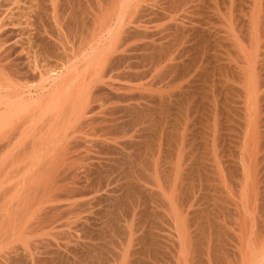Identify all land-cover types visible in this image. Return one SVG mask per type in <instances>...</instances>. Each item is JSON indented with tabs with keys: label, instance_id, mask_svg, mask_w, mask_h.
<instances>
[{
	"label": "rangeland",
	"instance_id": "obj_1",
	"mask_svg": "<svg viewBox=\"0 0 264 264\" xmlns=\"http://www.w3.org/2000/svg\"><path fill=\"white\" fill-rule=\"evenodd\" d=\"M116 1L59 0L60 10L69 17L62 35L71 39L67 45L78 56L77 60L72 56L74 62L85 65L83 48L98 52L115 41L102 29L93 40L98 26L92 20L100 14L104 24ZM256 2L261 6V0H124L123 15L131 21L129 27L148 30L146 38L129 44L148 40L149 45H164L163 52L150 57L151 61L145 56L149 48L143 50L140 43L139 54L134 52V60L129 61L136 67L131 73L127 62L121 65L114 57L109 62L114 72L106 78L110 86L100 84L103 89L93 92L96 104L105 108L121 106L128 99L145 103L148 117L133 123L130 115L120 111L119 125L111 130L99 124L86 127L88 149L72 155L74 164L87 169L79 170L85 192L71 197L62 193L60 203L46 205L42 211L37 208L41 199L36 194L54 176L51 169L59 168L57 156L44 167L42 158L51 159L47 152L35 160L27 156L23 162L20 151L2 153L0 264H264V259L260 262L264 251V69L257 78L262 83V101L255 104L257 82L249 75L251 65L244 55ZM262 4L264 8V0ZM74 49L79 50L77 55ZM57 63L52 60L54 66ZM124 86L133 88L126 93ZM45 119L43 115V126ZM95 158L103 162L102 174L89 169ZM82 200L87 204L84 215L78 207H68Z\"/></svg>",
	"mask_w": 264,
	"mask_h": 264
},
{
	"label": "bare ground",
	"instance_id": "obj_2",
	"mask_svg": "<svg viewBox=\"0 0 264 264\" xmlns=\"http://www.w3.org/2000/svg\"><path fill=\"white\" fill-rule=\"evenodd\" d=\"M68 1H70V0H68ZM115 3L117 4V6L115 5L116 7L114 6L115 10L112 11V14L108 18V20H106V21L103 20L104 24L102 23V18L99 16L100 14L98 15L95 13L96 14V15L94 14L96 16V17H94L95 19H93V17H91L93 19L92 21L94 22L95 27L98 26V28H96V31L94 30L95 33H93L94 34L93 40H95L96 36H97V38L99 37V31H100V29H102L104 32H106V34H108V36L110 35L112 37V39H114L113 37H115L116 38L115 41H113V43L111 42L110 45L107 44L108 46L105 45L106 46V47L104 46L105 48L101 47L103 49H101L98 46L101 50V51L98 50V52L91 50L90 53H88L87 52L88 48H86V47H85L86 49L83 48V50H85V51H82V50H81L82 52L80 51L81 53H83L82 57L84 59L86 57L89 60V62L86 63L85 62L86 59L83 60V58H82L81 60L84 61L83 63H85V65H80L81 61L79 62V60H78V62L80 64L78 62H74L77 60L76 57L78 58V56L74 57L71 54L72 49L68 48L67 43H69L68 40H71V39L69 38L67 40L65 33H64L65 38H63V35H62L63 34L62 31H64L65 26L69 25L68 24L69 23V17L67 15H64V13H65L64 11L60 10L59 0H0V156L2 153L6 154V152H10V151H11V153L20 151V153H19L20 159L22 160V161L20 160V162H23V160L27 159V156L32 158V160H35V157L38 154H42V153L47 152L48 155L50 154L49 156L51 159H47L48 162H46L47 160L46 159L44 160L42 158V160L45 162L41 161V162H43V164L42 163H40V164H42L44 167L46 165H48V163H50V161H52V159L55 158V156H57L56 159H57V161L59 160V165H60L59 168L51 169V170H55L54 176H52V178H49L50 180L48 182H43V180H42V182H43L42 188L36 194L37 198L41 199V201L39 202L40 206L36 205L39 200L33 206H37V208H40L41 211H42V209L46 210L47 207H49L46 205L60 203V196L63 197V195H61L62 193H64L66 196L71 197L72 194L75 195V193H77L79 191H80L79 193L85 192L84 191L85 186H83V184H82L83 183V176H82V174L80 175V173L83 170H85L84 169L85 167L81 166L83 168V169H81V167L80 168L78 167L77 162H76L77 165H76V163L74 164L75 161H74V157L72 155L75 153H78V154L82 153V152H80V150L83 148L84 149L87 148L86 142H85V140H86L85 137L87 135L84 136L86 134L84 131V130H86L85 129L86 127H89V126L91 127L92 125L99 124L100 126H102L101 129H103V130L110 129L111 130L112 128L117 127V125H119V122H120L119 119L120 118H119L118 114L120 111L127 113L128 116L130 115L129 117L132 118L133 123L141 122V120L143 118L146 119L145 116L147 115V112H148L147 109L148 108H146L147 106L145 103H144V105L146 107L140 103L139 104L132 103V101H130V103H129V101H128L129 99H128L127 101H125V104H122L124 106H122V105L120 106V103H119V106H115L116 104L115 105L112 104L110 106V104H109L110 107L105 108L104 105L100 106V105L96 104L97 103L96 100L98 98L97 99L95 98L96 93L94 94L93 91L95 89H97V91H98L99 87H101L102 84L108 85L107 83H109V82H106V78H108V76L110 75L111 72H114L113 68H115V66L112 67V65H110L109 62L114 57H115V59H118L120 63L122 61H124L125 63L127 62L129 64V66L126 67V69L128 70V72L129 71L132 72L131 69H133L135 67V65H131L132 63H130L134 60V59L133 60L131 59V56L134 54V52L140 51L141 41H140V43L137 42V43H139V45H137L136 41H135V43H136L135 45H130L131 43L129 44V42L131 40H134V39L136 40L139 38L141 40V39L146 38V36H148L147 35L148 30H147V33H146V29L140 30L142 28H139L138 24H137L138 25L137 27L139 30L136 29L137 27L134 28L135 30L131 29V28H133V26L132 27L130 26L131 28L129 27V25L131 24V21H129V18H128V20H126V17L123 15L124 0H117ZM134 3H135V1H134ZM262 3H263V0H261V3H260L261 6L258 3L254 6L253 13H252L253 17L251 16L252 18H250L252 21L251 22L252 24L250 23L252 25L251 31H249L250 29L248 30L250 32V35H248V36H250V42L248 45L249 48L247 51L244 50L245 51L244 55L246 56L247 60H249V63H250L249 65H251V66H249V70L251 68V70H250L251 74H249V75H251L253 78H255V81L257 82L256 88L254 87L255 90L257 89L256 90L257 93H256L255 98H254V103L255 102L257 103L258 101H260V99L263 95L262 94L263 92L261 93L262 87H260V84L262 85V83L258 82V79H257L258 75H260V72H262V70L264 69V15H263V11H262V9L264 10V8L262 6L263 5ZM145 4H147V3H145ZM99 5H101V4H99ZM113 5H114V3H113ZM91 7H92V5H91ZM95 7H96V5H95ZM139 8H141V7H138V9ZM68 9H70V8L68 7ZM127 9H128V7H127ZM142 9H144V8L142 7ZM142 9H141V11H142ZM144 11H146V8L144 9ZM65 14H67V13H65ZM136 14H138V12ZM70 19L72 20L73 18H70ZM83 20H85V19H83ZM139 24H141V23H139ZM114 25L117 26V28L116 27L114 28ZM144 25L145 24H143V26ZM180 30H182V29H180ZM100 32H102V31H100ZM240 33H241V31H240ZM68 34L69 33H67V35ZM77 36H78V34H77ZM110 36H109V40H111ZM148 39H150V38H148ZM81 40H83V39H81ZM145 42L149 43L148 40L144 41V43ZM88 43H89V41H88ZM109 43H110V41H109ZM148 43H146V44L141 43L142 47L143 48L145 47L143 50H147L149 48V50L153 51V53H152V55L146 54L147 51L149 52V50H147L145 52V56L149 57V59H150V57L155 58L156 56H160V54H162L164 45H162V44L157 45L156 43H151L149 45ZM161 43H162V41H161ZM71 45H72V43H71ZM78 46H79V44H78ZM85 46H87V44ZM88 47H90V46H88ZM90 49H93V48L91 47ZM76 50L74 52H76ZM166 51H168V50H166ZM244 51H243V53H244ZM77 52H76V55H77ZM137 54H139V52ZM143 54H144V52H143ZM72 56L76 60L73 61ZM137 56H139V55H137ZM52 60H56V62L58 61V63L54 66L52 64ZM130 60H132V61H130ZM150 60L152 61V59H150ZM247 60H246V62H247ZM139 62H141V61L139 60ZM114 63H115V61H114ZM120 63H119V65H120ZM122 63H121V65H122ZM125 63H123V65H125ZM239 63H241V62H239ZM118 70H120V68H118ZM142 71H144V70H142ZM131 72H129V73H131ZM136 73H137V71H136ZM246 75H248V74H246ZM111 79H113V78H111ZM144 79H147V77ZM108 81H110V77H109ZM244 83H246V82H244ZM108 86H110V85H108ZM135 87H136V85H135ZM112 88H114V87H112ZM131 88H133V87L124 86V87H122V91L123 92L124 91L125 92L130 91ZM254 94H255V92H254ZM261 101H262V99H261ZM162 106H164V105H162ZM257 109H259V108H257ZM258 113H259V111H258ZM258 113H257V115H258ZM43 115H44V119H45L46 115H48V116H46L47 117L46 119H49V121L48 120L46 121V119H45V121L42 120L44 122V126L42 123H40ZM57 115H58V118H56ZM257 115H256V117H257ZM116 116H118V117H116ZM60 117H61V119L59 120ZM147 117H148V115H147ZM258 118H259V116L256 119H258ZM45 122H49V123H46V124H49L46 126L47 128L45 127ZM256 122H258V120ZM39 123L41 124V126ZM129 123H131V122H129ZM128 132H129V130H128ZM143 133H145V132L143 131ZM96 136H98V135H96ZM88 137H87V139H88ZM104 138H106V137H104ZM122 138H124V137H122ZM92 140H94V139H92ZM113 140L115 141V139H113ZM114 141H112V142H114ZM90 142H91V139H90ZM103 144H104V142H103ZM111 147H113V146H111ZM118 147H120V146H118ZM90 148L91 147H89V149ZM15 150H17V151H15ZM51 153L53 155H51ZM86 155H84V156H86ZM22 156H23V159H22ZM47 156L45 157V154H44L43 157L47 158ZM49 156H48V158H49ZM39 158H40V156H39ZM90 159H92V157H90ZM109 159H110V157H109ZM31 161L29 159L28 162H31ZM34 162L32 161L31 164L36 165ZM120 162H121V160H120ZM24 164H26V163H24ZM31 164H29V165H31ZM89 164H90L89 165L90 168L89 167L88 168L90 170L92 169L93 173L95 172L98 174H102V172H104L103 171L104 165H103L102 161L97 160L95 158V161L92 163V160H91ZM117 164H119V163H117ZM27 165L28 164L25 165L26 168L28 167ZM83 165H86V163H84ZM114 165H112V166H114ZM50 166L51 165H49V168H50ZM25 167H23L24 168L23 171L26 169ZM32 169H34V167ZM47 169H48V167H47ZM80 169H81V171L79 173ZM35 170H37V169H35ZM49 171L50 170L48 169V172ZM85 171H87V169ZM36 172H35V174H36ZM45 173H46V171H45ZM38 174H39V172H38ZM49 175H50V173H49ZM49 175H47V176L49 177ZM85 176H86V174H85ZM86 177H89V176L87 175ZM30 178L32 181L31 176H30ZM43 178H45V176ZM37 179H39V178H36V180ZM87 179H89V178H87ZM23 180H24V178H23ZM47 180H48V178H47ZM84 180H85V177H84ZM110 180H111V178H110ZM20 181H22V180H20ZM29 181H30V179H29ZM109 183H110V181H109ZM99 184H100V182H99ZM32 185H33V183H32ZM21 186H22V184H21ZM40 186H38V188H35V189L38 190ZM118 187H120V186H118ZM128 187H129V185H128ZM25 188H26V186H25ZM129 188H131V187H129ZM18 190H19V188H18ZM97 190H98V188H97ZM34 191L35 190H33L32 192H34ZM26 193H27V191H26ZM30 193H31V191L28 192V194H30ZM97 193H98V191H97ZM28 194L26 196H28ZM89 194H90V192H89ZM74 195H73V197L76 196V195L75 196ZM82 195H83V193H82ZM36 196H35V198H36ZM93 196H95V195H93ZM30 197H31V194H30ZM6 199H8V198L6 197ZM33 200H35V199H33ZM66 200H69V199H66ZM22 202H24V201H22ZM84 202H83V200L79 201V202L76 201V203L70 202V206H68V207H71V209H73L74 207L75 208L78 207L77 210H79V212L82 215H84L83 210L85 212V208L87 205ZM25 205L26 204H24V206ZM90 205H92V204H90ZM18 206H19V203H18ZM31 209H32V207H31ZM37 211H40V210H37ZM29 213H30V211H29ZM86 213H88V212H86ZM69 214H70V212H69ZM79 214H78V216H79ZM8 215H10V214H8ZM7 218H9V216ZM69 218H71V217H69ZM81 222H82V220H81ZM6 237L8 238L9 236H6ZM4 242L1 243V244H4L1 246V248L5 249L6 244ZM259 254H261V253H259ZM263 254H264V251L262 253V256H263ZM262 256L260 258V262L262 261L261 259H264V256L263 257ZM263 262H264V260H263Z\"/></svg>",
	"mask_w": 264,
	"mask_h": 264
}]
</instances>
